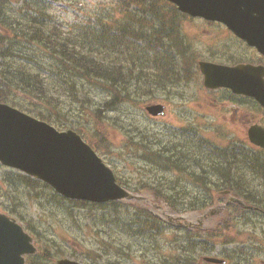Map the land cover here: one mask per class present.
Here are the masks:
<instances>
[{
  "label": "rangeland",
  "instance_id": "obj_1",
  "mask_svg": "<svg viewBox=\"0 0 264 264\" xmlns=\"http://www.w3.org/2000/svg\"><path fill=\"white\" fill-rule=\"evenodd\" d=\"M24 1L10 0L7 4L9 15L17 18L25 12ZM119 2L47 0L46 5L49 6V13L65 31L83 26L94 14H104L108 8L116 12ZM181 30L197 54L196 65L199 60L226 61L232 57L243 59L250 55L244 47L229 38L224 30L199 19L184 20ZM194 75L195 78L191 80L169 84L158 92L152 91L150 95L139 99V104L120 103L115 109L99 112L98 117L96 107H100L99 104L107 96L88 84H85L84 92L74 96L65 97L61 95L60 89H56L51 104L47 105L50 109L44 104H30L21 95L9 96L5 103L37 118L39 111L49 112L67 125L58 127L56 123L47 121L58 130L71 128L77 131L80 128L81 132L78 133L88 144L91 141L99 146L101 151H95L105 164L116 176L128 181V185L123 187L140 188L144 182L167 181L168 185L175 187L169 193H178L180 188H185V195L180 194L177 198L178 203H185L198 186L188 179L176 180L175 173L162 172L154 164L143 161L140 157L141 144L137 150L134 149L128 136L133 135L132 140L135 141L142 138L141 133H146V144L152 150L167 145L171 151L182 146H185L186 151L192 145L185 135L187 130L195 131L196 138L209 140L218 147L232 144L235 147L244 146L247 143L246 123L242 112L247 115L245 111L250 106L238 108L232 105L226 98L228 94L225 90L206 89L202 85L199 70ZM156 102L166 106L163 116H150L145 112L146 104ZM260 169L255 172L241 166V169L236 167L232 171L238 183L242 182L239 185L241 193L237 188L235 195L246 194L258 200L264 199V167ZM9 170L13 169L0 164V177L7 175ZM130 191L134 197L121 200L122 205L117 211L110 207L80 208L68 201V198L65 201H54L51 197L53 189L41 186L33 191L22 190L15 196L8 195L5 201L8 206L16 209L25 223L39 232L41 244L46 245L53 260L66 256L85 264H162L166 258L175 254L177 246L180 247L178 239L183 229H176L174 225L190 230L201 227L204 231L222 226L221 223L227 219L233 225L222 228L221 236H214L215 240L210 244L211 251H199L198 263L207 264L201 260V256L212 255L226 258L224 264H264V215L260 212L250 211L243 216H232L233 213L231 215L229 210L222 207L226 198L215 197L217 202L210 207L218 210L215 214H208L207 208L177 213L156 201L146 191ZM131 204L146 207L161 217L166 223L160 229L161 234L126 233L122 223L129 220ZM12 216L18 219L17 215ZM23 221L19 222L23 225ZM202 238L207 237L202 235L197 238V242Z\"/></svg>",
  "mask_w": 264,
  "mask_h": 264
},
{
  "label": "trees",
  "instance_id": "obj_2",
  "mask_svg": "<svg viewBox=\"0 0 264 264\" xmlns=\"http://www.w3.org/2000/svg\"><path fill=\"white\" fill-rule=\"evenodd\" d=\"M46 1L25 0V12L15 18L8 13L7 4L10 0H0L1 102H6L9 96L21 95L30 104L47 106L51 104L56 89H60L61 95L65 97L74 96L84 92V86L88 84L107 96L99 104L101 106L96 107L98 117L99 112L115 109L120 103L136 105L140 103L139 99L150 95L152 91L158 92L169 84L195 78L194 72L198 71L197 54L181 30L182 22L190 18L167 0H120L116 12L108 8L104 14H94L83 26L65 31L49 13ZM30 50L32 51L25 55ZM38 117L56 123L58 127H67L49 112L39 111ZM77 132H81L80 128ZM195 133L187 130L185 135L192 145L186 151L185 146L179 147L180 149L174 146V151H171L167 145L152 150L146 144V133H141L142 138L135 141L132 140L133 135L128 136L134 149L137 150L141 144L140 157L143 161L154 164L162 172L175 173L176 180L188 179L198 186L185 203L177 201L180 194L185 195V188H180L178 193H169L175 187L168 185L167 181L144 182L140 188L128 189L146 191L156 201L177 213L211 207L217 202L215 197L226 198L223 191L227 190L258 209L247 210L241 204L230 202L225 208L231 215L233 213L232 216H243L250 211L263 214V203L246 194L235 195L237 188L241 193L239 185L242 182L238 183V178L233 176L232 171L236 167L241 169V166H246L259 172L264 167V151L246 144L242 147H235L233 144V147H218L209 140L196 138ZM89 142L95 150L101 151L99 146ZM9 171L7 175L0 177V211L17 215V220L23 221L16 209L6 204L5 198L8 195L15 196L22 190L51 187L17 170ZM116 180L122 186L128 185V181H123L118 176ZM51 197L54 201L67 199L55 191ZM67 200L80 208L110 207L117 211L122 205L117 200L104 203ZM131 205L129 220L122 223L126 233L161 234L160 229L166 224L161 217L151 213L146 207ZM221 224L222 226L204 231L174 225L176 229H183L178 239L180 247L177 246L175 254L166 258L162 264H199V251H211L210 244L214 242V236L222 234V228L233 225L227 219ZM23 226L34 237L37 245V252L26 257V264L52 263L53 256L46 245L41 244L39 232L29 223L24 222ZM202 235L207 238L197 242V238Z\"/></svg>",
  "mask_w": 264,
  "mask_h": 264
},
{
  "label": "water",
  "instance_id": "obj_3",
  "mask_svg": "<svg viewBox=\"0 0 264 264\" xmlns=\"http://www.w3.org/2000/svg\"><path fill=\"white\" fill-rule=\"evenodd\" d=\"M180 12L224 23L235 35L264 54V0H168ZM206 88L228 87L235 93L252 95L264 105V71L261 66H228L198 62ZM252 77H255L253 79ZM256 87V88H255ZM151 116H163L165 105L144 106ZM249 139L264 148V127L252 125ZM0 164L33 176L60 195L76 200L107 202L134 195L117 183L111 168L73 129L58 130L9 104L0 102ZM229 200L242 203L236 198ZM210 208L208 214L217 213ZM33 237L12 216L0 212V264H25V256L36 252ZM203 260L223 264L220 257ZM52 264H85L69 257Z\"/></svg>",
  "mask_w": 264,
  "mask_h": 264
},
{
  "label": "flooded vegetation",
  "instance_id": "obj_4",
  "mask_svg": "<svg viewBox=\"0 0 264 264\" xmlns=\"http://www.w3.org/2000/svg\"><path fill=\"white\" fill-rule=\"evenodd\" d=\"M201 21L214 25L224 30L226 34L229 36V38L237 42L241 47H244L250 53V55L246 56V58H243V59H235L234 57H232L226 61H214V62L228 65V66H235L239 64H249L253 66H261L262 70L264 71V54L263 53L259 52L255 47L248 45L244 40L234 35L223 23L216 22V21L215 22L205 21L202 19ZM252 78L256 80L255 77H252ZM218 89L226 91V93L228 94L226 98H228L229 101L232 102L231 103L232 105H236L238 108L244 105L250 106L249 109L245 111L247 115L242 112V116L245 118V123H246V132H245L246 138L245 139L250 144V146H252L253 144L250 142L248 131L250 127H252V125H260L264 127V105L252 95L235 93L230 88H226V87H220V88H216L213 90L218 91ZM235 113H237V110L235 111ZM253 146L262 151V149L258 147L257 145H253ZM255 200L264 203V199L259 198V200L258 199H255ZM242 206L247 210H251V208L252 209L255 208L256 210H258L257 207H253L249 204L242 205Z\"/></svg>",
  "mask_w": 264,
  "mask_h": 264
}]
</instances>
